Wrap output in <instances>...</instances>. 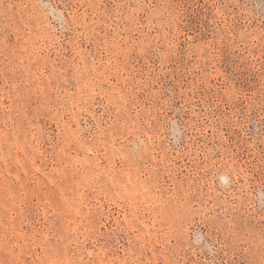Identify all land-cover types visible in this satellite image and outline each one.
<instances>
[{"label":"rangeland","instance_id":"rangeland-1","mask_svg":"<svg viewBox=\"0 0 264 264\" xmlns=\"http://www.w3.org/2000/svg\"><path fill=\"white\" fill-rule=\"evenodd\" d=\"M0 264H264V0H0Z\"/></svg>","mask_w":264,"mask_h":264}]
</instances>
